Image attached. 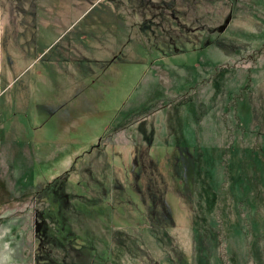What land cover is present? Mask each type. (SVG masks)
I'll return each instance as SVG.
<instances>
[{
  "label": "rangeland",
  "instance_id": "obj_1",
  "mask_svg": "<svg viewBox=\"0 0 264 264\" xmlns=\"http://www.w3.org/2000/svg\"><path fill=\"white\" fill-rule=\"evenodd\" d=\"M94 1L10 19L30 73L0 99V264H264V0ZM113 2L130 60L56 112L46 46Z\"/></svg>",
  "mask_w": 264,
  "mask_h": 264
},
{
  "label": "crops",
  "instance_id": "obj_2",
  "mask_svg": "<svg viewBox=\"0 0 264 264\" xmlns=\"http://www.w3.org/2000/svg\"><path fill=\"white\" fill-rule=\"evenodd\" d=\"M22 1V0H20ZM2 2L6 3L3 4ZM23 4L19 5L24 6L23 10L21 9L20 14H17V5L18 0H0V99L3 98L6 94L8 95L9 91L15 83H18V77L24 74L27 76L30 73V56L27 58V42H29L30 37L25 36V49L24 55L26 58L27 64L25 67H19L17 58L13 54V52H9V49L12 48L11 44L15 41V32L11 27L10 19L15 18L16 21L24 20L29 17L28 13L30 12V5L28 4V0H23ZM30 3V1H29ZM101 3L100 0H96L92 3V6H97ZM6 5V6H5ZM28 5V8H27ZM94 6V7H95ZM135 6L133 3L127 4L128 15H126L127 19H124V12L120 13L118 16L122 20L121 28L118 29V36L121 38L125 32V22L126 25L129 26L130 11L132 7ZM139 7L140 4H137L135 7ZM90 7V8H91ZM93 7V8H94ZM115 3L113 2L110 7L103 10V14L95 17L94 21L91 23V26L88 28L78 29L75 33V36L66 41L63 44L64 39L71 33V31L76 30L83 20H79L80 17L75 20H71L65 26L63 32L58 33L54 40L46 46L45 52L49 54L56 50V54L53 59H49V64L43 68V76H50L47 81L49 82L51 78L56 77L58 84L56 91L58 103L59 104L56 109L61 110L66 107L68 103L77 101L78 95L81 92L87 91L88 83H85L84 78L91 77L92 83L90 85H95L98 81L107 82V74L112 72L110 68L113 64L118 62H126L129 59L128 55L125 57L124 47L123 49L118 51L116 54V42H115ZM139 10L141 8H138ZM159 11V8L156 9ZM85 13V12H84ZM175 13V11H174ZM124 14V15H123ZM171 14V11H170ZM169 13L167 14L169 17L165 20L158 19L162 26L164 24L171 25L174 19ZM58 18H54L55 22H58ZM126 26V27H127ZM160 27V25H159ZM70 29V30H69ZM14 39V40H13ZM63 44L62 47L58 50L59 44ZM14 44H12L13 46ZM116 55L117 57L116 61ZM24 59L22 56L20 60ZM39 57H37L38 59ZM19 59V58H18ZM36 59V60H37ZM8 61L6 65L5 61ZM18 61V62H17ZM20 63V62H19ZM15 70H21L20 74L15 75ZM6 71V72H4ZM55 74V75H54ZM30 79L24 80L21 88H20V97L27 93V90L30 88ZM44 84H46L44 82ZM82 87L81 90L75 89L74 87ZM2 89V93H1ZM100 141V140H98Z\"/></svg>",
  "mask_w": 264,
  "mask_h": 264
},
{
  "label": "trees",
  "instance_id": "obj_3",
  "mask_svg": "<svg viewBox=\"0 0 264 264\" xmlns=\"http://www.w3.org/2000/svg\"><path fill=\"white\" fill-rule=\"evenodd\" d=\"M170 11H171V14H172V15L175 14V13H174L175 10H173V8H171ZM163 14H164V13L162 12V13H161V16H162ZM161 16H160V19H161ZM167 18H168V17H167ZM163 20H165V19H163ZM160 21H161V20H160ZM160 21L158 22V26H159V25H160V26L162 25Z\"/></svg>",
  "mask_w": 264,
  "mask_h": 264
}]
</instances>
